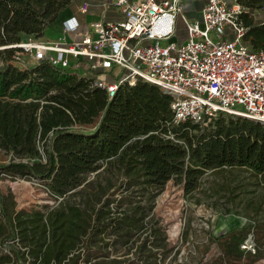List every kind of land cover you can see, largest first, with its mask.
<instances>
[{"label":"trees","instance_id":"trees-1","mask_svg":"<svg viewBox=\"0 0 264 264\" xmlns=\"http://www.w3.org/2000/svg\"><path fill=\"white\" fill-rule=\"evenodd\" d=\"M72 1L0 0V47H5L0 56L15 59L20 49L11 45L20 43L23 35L40 38L46 28L63 22ZM263 1L239 0L252 9ZM243 22L245 39L254 48L264 49V23L256 22L250 14L244 15ZM92 83V79L47 61L26 68L10 61L0 66V145L19 158L0 165L1 173L40 179L56 197L84 187L102 161L115 158L129 173L135 172L156 189L178 176L186 192H191L206 170L224 166L249 168L264 183V123L220 112L205 125L190 120L176 124L173 97L156 85L143 80L122 85L109 100L107 92ZM97 119L92 132L72 129ZM40 141L44 142V156ZM0 202L4 224L15 237L22 221L15 215L16 202L5 195L0 196ZM88 214V210L75 207V221L74 215L70 216L67 230L75 231V238L90 221ZM103 218L101 209L94 219L101 225ZM67 221L63 213L56 228H63ZM250 232L247 225L219 237L226 260L248 256L251 264L262 258L264 236L254 238V251L241 247ZM59 240L57 236L53 241L58 249L46 246V257L51 259L49 255L56 250L57 258L65 252L63 248L69 249L66 239Z\"/></svg>","mask_w":264,"mask_h":264},{"label":"rangeland","instance_id":"rangeland-1","mask_svg":"<svg viewBox=\"0 0 264 264\" xmlns=\"http://www.w3.org/2000/svg\"><path fill=\"white\" fill-rule=\"evenodd\" d=\"M75 4L72 2L73 8ZM188 6L189 14L198 16L200 0H191ZM257 6L255 21L260 23L264 1ZM124 19L113 8L106 15V21ZM23 38L28 40V36ZM174 38L179 42L188 38L181 19ZM6 56L1 54L0 66L7 61L20 68L36 64L22 52L20 59ZM98 122L74 125L72 129L89 133ZM43 143L38 142V146L44 156ZM13 158L19 159L0 145V165ZM100 165L87 177L88 184L66 197L54 196L40 179L6 175L0 170V196L15 200V215L22 220L16 236L11 237L12 231L0 212V264H250L248 256L226 260L219 237L230 229L250 225L251 232L241 247L254 251V238L264 236V183L251 169H208L197 187L186 192L178 176L156 189L135 172L129 173L116 158ZM75 207L88 210L87 217L91 218L77 238L75 231L71 234L67 230L72 214L75 221ZM101 209L105 220L99 225L94 217ZM63 213L68 221L63 228H56ZM57 236L59 242L66 239L69 249L63 248L65 252L57 258L53 251L50 259L45 249L47 245L56 246L53 241ZM251 264H264V255Z\"/></svg>","mask_w":264,"mask_h":264},{"label":"built area","instance_id":"built-area-1","mask_svg":"<svg viewBox=\"0 0 264 264\" xmlns=\"http://www.w3.org/2000/svg\"><path fill=\"white\" fill-rule=\"evenodd\" d=\"M190 3L103 0L99 18L86 31L75 17L63 21L72 41L28 36L11 46L20 49L16 59L22 52L35 63L47 61L92 79L109 100L122 85L139 80L156 85L173 97L176 124L190 120L205 125L220 112L264 123V49L245 39L243 22L245 14L255 20V8L239 0H204L199 16L193 17ZM90 7L88 0H81L79 11L87 13ZM110 8L125 19L106 21ZM179 19L188 33L183 42L174 38Z\"/></svg>","mask_w":264,"mask_h":264},{"label":"crops","instance_id":"crops-1","mask_svg":"<svg viewBox=\"0 0 264 264\" xmlns=\"http://www.w3.org/2000/svg\"><path fill=\"white\" fill-rule=\"evenodd\" d=\"M76 2L75 7H72V3L70 4V8L68 9L67 14L62 18L63 21L66 19H69L71 17H75L76 20L80 23V29L82 31H86L88 29V25L90 22L96 20L97 18H99L101 12H102V8L99 5L103 0H88L91 3V7L89 9V11L87 13H81L79 11V5L80 2H78V0H73L72 2ZM130 1H136V0H130ZM204 3V0H200V6L202 7ZM200 7V8H201ZM113 11L116 13L121 14L118 9L113 8ZM193 13V12H192ZM200 14V9L198 11V16ZM193 16V15H192ZM196 16V17H198ZM194 17V16H193ZM116 21H120V20H116ZM41 40H45L48 42H53V41H62V42H69L72 41V37L68 34H66L63 30V22L61 20V22L46 28L45 30V35L40 37Z\"/></svg>","mask_w":264,"mask_h":264}]
</instances>
